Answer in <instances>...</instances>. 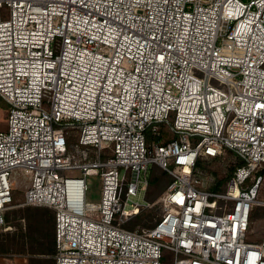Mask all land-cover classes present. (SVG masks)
Masks as SVG:
<instances>
[{
  "label": "built area",
  "instance_id": "1",
  "mask_svg": "<svg viewBox=\"0 0 264 264\" xmlns=\"http://www.w3.org/2000/svg\"><path fill=\"white\" fill-rule=\"evenodd\" d=\"M0 97V227L14 207L52 208L56 264H163L166 250L264 264V241L246 240L264 206V0H0ZM159 125L172 135L149 145ZM72 129L91 153L69 152ZM227 150L240 162L224 184L198 188L199 158ZM151 165L171 176L164 212L130 229ZM14 168L30 177L20 198Z\"/></svg>",
  "mask_w": 264,
  "mask_h": 264
},
{
  "label": "rangeland",
  "instance_id": "2",
  "mask_svg": "<svg viewBox=\"0 0 264 264\" xmlns=\"http://www.w3.org/2000/svg\"><path fill=\"white\" fill-rule=\"evenodd\" d=\"M6 12L3 11V17L6 16ZM9 110V104L0 97V130H6L7 128V114ZM173 118L171 117V121ZM160 131L168 136L172 134L164 125H159ZM72 137L69 139L68 150L69 152H80L82 150H88V146L75 145L78 144L79 132L75 129L71 130ZM240 162L238 155L230 150H227L223 155L216 158H199L197 166L194 170L195 177L199 180L195 185L203 190L212 191L218 190L221 187L228 176L234 170L236 164ZM160 167L156 165L150 166L149 176L152 173L155 176H162V183L151 184L148 188V192L140 191L133 197V201L138 202L140 205H145L150 202V205L141 209L138 215L130 218L126 221V227L133 226V229H145L151 227L157 221V219L163 214L164 209L161 203L158 201L159 196L165 190L161 191V185L167 186L171 181L169 173H164ZM65 176H81L79 170H66L63 172ZM11 180L16 188V197L20 198L24 191L27 189L30 183L29 174L19 168H14L11 171ZM87 191L86 201L97 202L100 200L101 195V178L99 175L90 174L86 177ZM161 191V192H160ZM258 199L264 198V180L257 193ZM25 206L14 207L8 211V219H6L5 225L0 227V242L2 248L0 249V264H36L38 260H46L49 264L48 255H43L47 246H43L42 243L36 241L28 235L29 225L23 220V218H17L14 215L15 210H21ZM130 205H127L129 208ZM50 210L55 214L54 210ZM22 215V214H21ZM55 218V216H54ZM134 223V224H133ZM55 227V219H54ZM246 240L250 242L261 243L264 241V206L254 205L249 228L246 231ZM165 260L163 264H171L173 255L170 251L164 252ZM51 263V261H50ZM53 263V262H52Z\"/></svg>",
  "mask_w": 264,
  "mask_h": 264
},
{
  "label": "trees",
  "instance_id": "3",
  "mask_svg": "<svg viewBox=\"0 0 264 264\" xmlns=\"http://www.w3.org/2000/svg\"><path fill=\"white\" fill-rule=\"evenodd\" d=\"M168 137L169 136L167 133L163 134L161 131L158 134H152L150 131H147V143L149 145L151 144L153 139L166 140V138ZM163 172L165 174L167 173L166 171H163ZM162 176H155L152 173V176L150 177V180H149V186L151 184H156V183L161 184ZM164 188H166V186L165 184H162L160 188L161 191ZM14 215L17 218L19 217L23 218V220H25L28 223L29 225L28 235L31 238H34L36 241H39L40 243H42L43 246H47V249L45 250V252H41V253H45L43 255H48L50 257L48 258L49 264H56L55 227H54L55 214H53V212L50 210V207L28 205V206H25L21 210H15ZM6 219L9 220L8 212L5 216V223H6ZM128 228L133 229V226H130ZM1 248L2 246L0 242V249ZM164 260H165V256L163 257L162 261ZM45 261L46 260L40 259L37 261L36 264H47Z\"/></svg>",
  "mask_w": 264,
  "mask_h": 264
}]
</instances>
